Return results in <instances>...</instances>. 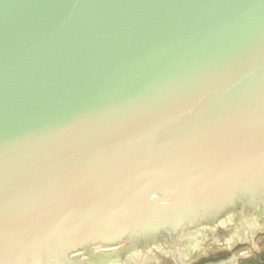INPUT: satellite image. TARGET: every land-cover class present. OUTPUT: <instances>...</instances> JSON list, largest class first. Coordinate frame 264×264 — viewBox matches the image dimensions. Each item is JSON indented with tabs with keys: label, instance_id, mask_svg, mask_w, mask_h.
Returning a JSON list of instances; mask_svg holds the SVG:
<instances>
[{
	"label": "water",
	"instance_id": "water-1",
	"mask_svg": "<svg viewBox=\"0 0 264 264\" xmlns=\"http://www.w3.org/2000/svg\"><path fill=\"white\" fill-rule=\"evenodd\" d=\"M263 164L264 0H0V264L59 227L86 230L22 264L193 212ZM216 179L235 191L169 208Z\"/></svg>",
	"mask_w": 264,
	"mask_h": 264
},
{
	"label": "rangeland",
	"instance_id": "rangeland-1",
	"mask_svg": "<svg viewBox=\"0 0 264 264\" xmlns=\"http://www.w3.org/2000/svg\"><path fill=\"white\" fill-rule=\"evenodd\" d=\"M263 207L264 180L55 264H82L89 256L99 259L94 264H157L162 256L171 255L178 257L179 264H192L204 244L212 247L215 239L222 238L236 243V253L244 252L249 249L247 239L264 237Z\"/></svg>",
	"mask_w": 264,
	"mask_h": 264
},
{
	"label": "flooded vegetation",
	"instance_id": "flooded-vegetation-1",
	"mask_svg": "<svg viewBox=\"0 0 264 264\" xmlns=\"http://www.w3.org/2000/svg\"><path fill=\"white\" fill-rule=\"evenodd\" d=\"M262 209L260 219L264 220V207ZM245 242L249 249L236 253V243H226L223 238L215 239L212 247L209 244L203 245L202 252L193 257L192 264H264V237L257 240L247 239ZM176 260V255L162 256L157 264H179Z\"/></svg>",
	"mask_w": 264,
	"mask_h": 264
}]
</instances>
